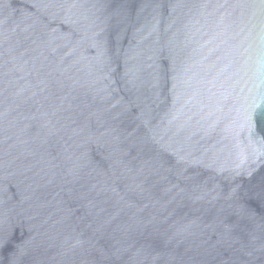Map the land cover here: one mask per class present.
I'll return each instance as SVG.
<instances>
[{
	"label": "water",
	"instance_id": "95a60500",
	"mask_svg": "<svg viewBox=\"0 0 264 264\" xmlns=\"http://www.w3.org/2000/svg\"><path fill=\"white\" fill-rule=\"evenodd\" d=\"M0 264H264V0H0Z\"/></svg>",
	"mask_w": 264,
	"mask_h": 264
}]
</instances>
